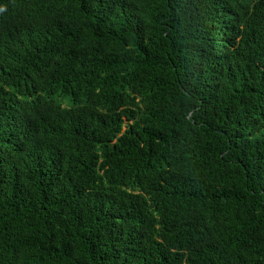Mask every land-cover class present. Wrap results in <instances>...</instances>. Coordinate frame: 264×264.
Instances as JSON below:
<instances>
[{
	"label": "trees",
	"instance_id": "obj_1",
	"mask_svg": "<svg viewBox=\"0 0 264 264\" xmlns=\"http://www.w3.org/2000/svg\"><path fill=\"white\" fill-rule=\"evenodd\" d=\"M0 264H264V0H0Z\"/></svg>",
	"mask_w": 264,
	"mask_h": 264
}]
</instances>
